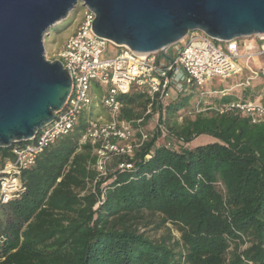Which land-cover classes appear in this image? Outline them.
Returning <instances> with one entry per match:
<instances>
[{
    "label": "trees",
    "instance_id": "trees-1",
    "mask_svg": "<svg viewBox=\"0 0 264 264\" xmlns=\"http://www.w3.org/2000/svg\"><path fill=\"white\" fill-rule=\"evenodd\" d=\"M202 96L194 86L164 103L136 88L119 95L121 120L142 119L143 129L157 114L170 144L157 131L95 184L92 147L79 139L107 113H83L22 173L19 197L0 204V264H264V123L213 109L258 97L264 105V78L195 113ZM199 136L214 141L188 148ZM8 158L0 149V162ZM121 161L132 168L118 170Z\"/></svg>",
    "mask_w": 264,
    "mask_h": 264
},
{
    "label": "built area",
    "instance_id": "built-area-1",
    "mask_svg": "<svg viewBox=\"0 0 264 264\" xmlns=\"http://www.w3.org/2000/svg\"><path fill=\"white\" fill-rule=\"evenodd\" d=\"M78 3L84 8L82 22L57 54V60L72 81L70 96L64 109L50 125L38 132L31 142L14 145L10 149L11 158L0 162V204L19 197L23 192L22 173L34 165L45 148L69 135L83 113L90 112L96 106V96L91 93L93 83L105 88L98 104L100 102L108 118L89 119L79 145L88 143L92 147L94 163L91 169L96 175L95 184L107 176V167L115 158H131L149 138L138 126L142 119L135 122L120 119L123 105L117 100L119 95L129 94L136 88L145 93L151 102L164 103L184 94L189 86L202 90L208 78L227 80L247 73L249 76L240 84L246 86L250 81L264 77V35L253 37L259 42L255 47L251 41L241 46L237 41H215L197 31L188 33L165 51L168 56L170 48H174V57L164 58L160 53L140 54L97 37L91 29L94 13L82 2ZM108 46L111 47L109 54L112 47L118 48V53L104 56ZM240 60H244V65L241 66ZM218 93L224 94L225 91ZM213 109L219 114L238 112L246 115L252 124L264 123V105L259 101L237 100ZM204 110L198 105L194 107L195 113ZM149 113L150 105L145 115ZM133 124L137 125L136 129ZM157 127L160 137L167 139L165 144L169 145L171 137L163 126L158 124ZM131 166L121 161L117 169L130 170ZM99 204L100 201L94 209Z\"/></svg>",
    "mask_w": 264,
    "mask_h": 264
},
{
    "label": "water",
    "instance_id": "water-1",
    "mask_svg": "<svg viewBox=\"0 0 264 264\" xmlns=\"http://www.w3.org/2000/svg\"><path fill=\"white\" fill-rule=\"evenodd\" d=\"M78 2L97 37L140 54L167 58L197 31L223 43L264 35V0H0V149L31 142L64 109L72 81L45 59L43 36Z\"/></svg>",
    "mask_w": 264,
    "mask_h": 264
},
{
    "label": "rangeland",
    "instance_id": "rangeland-1",
    "mask_svg": "<svg viewBox=\"0 0 264 264\" xmlns=\"http://www.w3.org/2000/svg\"><path fill=\"white\" fill-rule=\"evenodd\" d=\"M83 7L80 6V3H77L76 6L74 7L73 11L70 12L67 17L60 22L59 24L53 26L50 28L48 35L43 36V46H44V56L45 59L48 61H54L57 60V54L62 50L63 45L65 44V41L67 37L72 34L77 27L80 25L82 22V17H83ZM251 41V43L255 46L258 47L259 42L255 38H241L238 39L237 42L239 46H241L242 43ZM224 46V44H222ZM111 47L108 46L107 50L104 54V56H110V55H115L118 53L117 51L119 50L116 47H112V52L109 54V51ZM241 66L244 65V60H240ZM249 76L247 73H242L241 75L237 76H232L227 80H220L218 78H212V79H207L206 84L202 88V90H197L198 93L203 97V105L200 106V108H205L208 106H211V104L215 103L217 100H220L223 96H232V97H239L240 93L242 90L250 87L253 88L255 85H258L262 82L264 77H259L255 80H252L249 82V85H244L240 86V84L244 83L246 78ZM223 89V90H222ZM105 88L98 86L96 83L92 84V92L96 96V101L97 104L96 106H93L92 110L94 113L101 112V106L100 102L98 104V100L102 93L104 92ZM217 90H222L225 91L224 94L218 93ZM221 91V92H222ZM202 92V94H201ZM262 94V93H261ZM260 97L255 99V101L260 102ZM213 103H212V102ZM197 105V104H196ZM195 105V106H196ZM107 116V114H106ZM99 117L101 119L105 118V112H101ZM98 118V117H97ZM144 123V122H143ZM158 115L157 114H152L151 117L144 123L143 129L144 131L149 135V137H152L154 134H156L158 130ZM160 141L162 143H166L167 139H163L162 137L160 138ZM214 139L208 136H199L195 138L191 143L186 144L188 148H194L199 145H206L208 143H212ZM167 228L171 230L172 236L175 238H178L179 235L177 232L172 228L171 225H166ZM149 234L153 238H158L160 235H162L163 230L160 231H153L152 227H149ZM144 230L141 229V232Z\"/></svg>",
    "mask_w": 264,
    "mask_h": 264
},
{
    "label": "crops",
    "instance_id": "crops-1",
    "mask_svg": "<svg viewBox=\"0 0 264 264\" xmlns=\"http://www.w3.org/2000/svg\"><path fill=\"white\" fill-rule=\"evenodd\" d=\"M70 35H72V34H70ZM69 35V36H70ZM68 36V37H69ZM68 37H67V39H68ZM66 39V40H67ZM66 42V41H65ZM63 47H64V45H63ZM63 47H62V49H63ZM175 56V52H174V48H170V51H168V56L167 57H174ZM261 62H262V59H259ZM261 62L259 63V64H261ZM99 118V117H98ZM104 119H107V116L104 118Z\"/></svg>",
    "mask_w": 264,
    "mask_h": 264
}]
</instances>
